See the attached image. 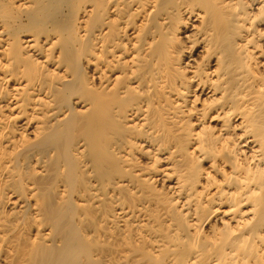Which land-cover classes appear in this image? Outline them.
Segmentation results:
<instances>
[{"label": "bare ground", "instance_id": "1", "mask_svg": "<svg viewBox=\"0 0 264 264\" xmlns=\"http://www.w3.org/2000/svg\"><path fill=\"white\" fill-rule=\"evenodd\" d=\"M0 264H264V0H0Z\"/></svg>", "mask_w": 264, "mask_h": 264}]
</instances>
